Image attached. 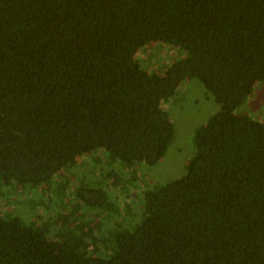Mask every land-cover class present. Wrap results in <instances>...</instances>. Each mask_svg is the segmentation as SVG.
I'll return each instance as SVG.
<instances>
[{
    "label": "trees",
    "instance_id": "16d2710c",
    "mask_svg": "<svg viewBox=\"0 0 264 264\" xmlns=\"http://www.w3.org/2000/svg\"><path fill=\"white\" fill-rule=\"evenodd\" d=\"M155 43L186 56L151 75L136 56ZM189 79L218 111L184 177L122 211L104 183L161 161L163 103ZM256 82L264 0H0V200L42 188L61 207L38 224L0 211V264H264V123L236 113ZM101 153L117 169L71 191L73 161Z\"/></svg>",
    "mask_w": 264,
    "mask_h": 264
},
{
    "label": "rangeland",
    "instance_id": "374dc122",
    "mask_svg": "<svg viewBox=\"0 0 264 264\" xmlns=\"http://www.w3.org/2000/svg\"><path fill=\"white\" fill-rule=\"evenodd\" d=\"M186 53L174 46L163 43H155L150 47L140 50L136 59L142 67H145L151 75H159L168 69L173 63L183 60ZM162 108L168 113L171 122L174 125V136L166 149L164 157L153 167L138 164L136 168L137 181L133 187L128 183L124 185L125 177L119 173L118 179H110L104 184H112L116 188H110L111 196L114 197L120 209L124 211L126 208L136 209L140 206V194L145 185L163 186L168 182L181 179L187 171L188 163L195 154L194 135L195 131L206 124L208 119L218 111L219 105L213 95L207 92L203 85L196 79L185 80L178 86L175 95L167 102L163 103ZM237 114L247 115L250 118L264 123V83L256 82L253 86L251 95L247 98L244 104L236 110ZM94 156L81 157L73 161L69 170L65 172V176L69 178V186L71 191L77 187L78 179H90V181H100L113 167L117 169L116 163L107 164L109 160L104 153L97 155L99 162L97 166H93ZM95 157V158H96ZM99 170H102L100 172ZM73 176H77L76 178ZM58 175L54 181L59 180ZM89 182V181H88ZM104 184L102 186H104ZM57 186V185H56ZM107 186V185H106ZM56 188V187H55ZM21 190H16V194H20ZM47 190L42 192V188H37L29 195L33 199L12 197L10 204L6 205L0 200V211L3 216L6 212H13L24 223L35 224L41 223L46 219L55 216L61 212V207L57 206L59 202L55 195L54 199L48 198ZM3 195L6 192L2 191ZM14 193V194H15ZM36 196L41 198L37 201L42 205H38L34 210ZM70 197V196H69ZM24 202H20L23 201ZM21 204H20V203ZM71 206V204L69 205ZM67 206L64 211V216L68 217L70 207ZM49 207V209H48Z\"/></svg>",
    "mask_w": 264,
    "mask_h": 264
}]
</instances>
